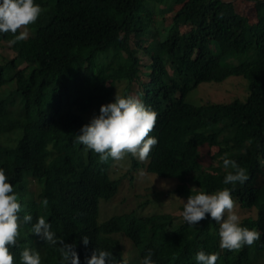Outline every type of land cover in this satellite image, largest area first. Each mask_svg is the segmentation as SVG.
I'll return each mask as SVG.
<instances>
[{"label":"trees","instance_id":"1","mask_svg":"<svg viewBox=\"0 0 264 264\" xmlns=\"http://www.w3.org/2000/svg\"><path fill=\"white\" fill-rule=\"evenodd\" d=\"M34 3L43 11L29 26L28 39L10 45L12 34H0V47L7 43L14 54L0 55V135L14 141L0 142V169L18 194L21 221L25 214L33 218L21 222L17 246L9 249L14 264H21L25 247L39 252L41 264H60L58 246L32 234L39 216L65 244H75L79 264L94 249L112 252L113 264H140L149 249L154 264H198L201 250L216 253V264H264V0H251V17L224 0ZM171 13L161 25L158 18ZM18 62L25 66L18 68ZM229 76L246 80L245 101L185 102L198 84ZM134 85L157 114L149 135L158 142L147 173L174 180L170 191L183 201L195 194L193 187L206 194L229 188L235 209L248 213L241 226L261 233L253 245L221 249L220 225L208 214L195 227L181 214L136 211L99 222L100 201L113 198L120 182L75 135L90 122L86 114L99 115L119 87L128 96ZM225 153L246 169L243 184H223L231 171L219 159ZM139 166L134 161L131 170ZM83 236L90 239L87 246Z\"/></svg>","mask_w":264,"mask_h":264},{"label":"clouds","instance_id":"2","mask_svg":"<svg viewBox=\"0 0 264 264\" xmlns=\"http://www.w3.org/2000/svg\"><path fill=\"white\" fill-rule=\"evenodd\" d=\"M42 11L34 0H0V34H12L13 39L9 41L10 45L28 39L29 26L35 24ZM156 118V112L146 107L139 96L115 94L114 102L101 105L99 115L93 116L88 124L80 128L79 134L75 135V141L97 153L100 161L108 165L110 160L120 162L128 158L127 178L130 179L132 172L145 168L149 154L158 142L155 137L149 135L155 127ZM129 156L133 159L131 160ZM219 159L224 169H231L223 178L224 185L235 186L248 180L246 169L239 166L235 160L229 159L227 153ZM134 161L140 166L136 170H131ZM111 179L119 180V178ZM120 188L121 184H119V191ZM191 193L195 194H191L186 202L181 200L183 221L195 227L208 214L220 225L218 234L221 249L238 251L243 246L253 245L261 238L259 231L241 226V218L235 211L236 202L229 188L225 187L212 194H206L199 188L193 187ZM41 203L47 207V198ZM21 211L22 205L18 201V194L14 191L5 171L0 169V264H14V257L9 249L17 246L21 222L25 224L32 222L33 218L28 214H25L21 221L19 215ZM31 231L33 235L40 237L49 245L58 246L61 256L60 264H79L75 244H65L63 238L57 237L44 216L37 217ZM81 241L87 246L90 239L88 236H83ZM125 243L129 245L130 242L128 240ZM152 255L149 249L140 264H154ZM113 257L112 252L94 249L91 257H86V264H113ZM217 259L216 253L206 254L203 250L195 255L198 264H216ZM20 260L21 264H41L39 252L28 247L21 251Z\"/></svg>","mask_w":264,"mask_h":264},{"label":"rangeland","instance_id":"3","mask_svg":"<svg viewBox=\"0 0 264 264\" xmlns=\"http://www.w3.org/2000/svg\"><path fill=\"white\" fill-rule=\"evenodd\" d=\"M226 2H233L236 5V10L243 15L249 17L254 15L251 0H224ZM253 1V0H252ZM180 7L175 6L174 12L178 11ZM173 17V13L167 14L163 18L159 17L158 21L161 25H166ZM180 27L179 32H183V19L178 20ZM0 55L5 59H10L14 56L9 49L8 44L4 43L0 47ZM143 63L148 62V58L143 54H138ZM18 68H23V63H17ZM170 70V68H169ZM123 87L116 90V95H121ZM131 95H136V86L132 88ZM248 95L247 82L240 76H229L222 82L202 83L198 84L185 97V102L190 105L200 106L207 103L226 104L234 100L245 101ZM114 99V98H113ZM96 113L91 112L85 115L86 119L91 120ZM11 137L0 135L1 143H14L10 140ZM204 161L207 158L204 157ZM129 159L126 158L120 162L110 160L109 173L111 178L120 180L121 188L117 195L107 201H100L99 203V222L106 221L107 218L123 213L136 211L139 215L149 216L152 214H172L179 215L183 211V203L180 198L171 193V189L177 186V183L171 179L160 178L156 175L148 174L145 168H140L137 172L130 174L131 178H127ZM124 174V175H123ZM187 200H184L186 202ZM240 218L246 217L247 211L235 209ZM128 246V244L126 243Z\"/></svg>","mask_w":264,"mask_h":264}]
</instances>
